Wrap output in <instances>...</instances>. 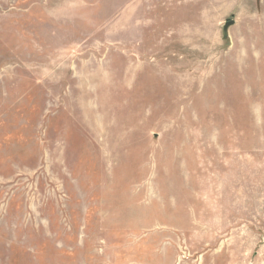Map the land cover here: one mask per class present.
Listing matches in <instances>:
<instances>
[{
	"label": "rangeland",
	"instance_id": "374dc122",
	"mask_svg": "<svg viewBox=\"0 0 264 264\" xmlns=\"http://www.w3.org/2000/svg\"><path fill=\"white\" fill-rule=\"evenodd\" d=\"M0 264H264V0H0Z\"/></svg>",
	"mask_w": 264,
	"mask_h": 264
},
{
	"label": "water",
	"instance_id": "95a60500",
	"mask_svg": "<svg viewBox=\"0 0 264 264\" xmlns=\"http://www.w3.org/2000/svg\"><path fill=\"white\" fill-rule=\"evenodd\" d=\"M234 23V20H230V21H227L225 24H224V31L227 32V28L232 25Z\"/></svg>",
	"mask_w": 264,
	"mask_h": 264
}]
</instances>
